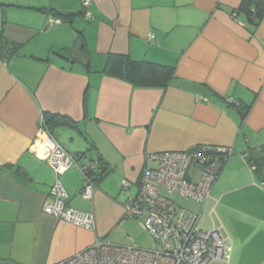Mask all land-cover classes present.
<instances>
[{
	"label": "crops",
	"instance_id": "0c3cea01",
	"mask_svg": "<svg viewBox=\"0 0 264 264\" xmlns=\"http://www.w3.org/2000/svg\"><path fill=\"white\" fill-rule=\"evenodd\" d=\"M243 1L93 0L86 19L81 0H0V264H54L109 237L145 156L197 145L232 148L211 195L234 193L235 259L248 250L250 264H264V168L248 162L264 149V12L253 24ZM48 12L61 23L49 25ZM112 53L172 65L174 76L133 86L100 73ZM46 112L73 124L47 127ZM44 131L76 160L95 158L94 172L106 167L91 199L76 164L58 175L66 204L92 212L94 229L43 211L57 178Z\"/></svg>",
	"mask_w": 264,
	"mask_h": 264
},
{
	"label": "built area",
	"instance_id": "2783aa9c",
	"mask_svg": "<svg viewBox=\"0 0 264 264\" xmlns=\"http://www.w3.org/2000/svg\"><path fill=\"white\" fill-rule=\"evenodd\" d=\"M93 0H81L86 19L93 15L89 5ZM235 15V13H233ZM49 25L60 24L61 18L46 14ZM149 32L147 38L153 39ZM44 146L43 156L57 174L50 193L52 201L44 202L43 211L78 226L94 229L92 212L74 209L66 204L67 194L58 177L73 164L84 178L80 195L91 199L96 159L76 158L68 153L47 131L39 138ZM232 154L229 146L197 145L184 150L149 153L141 173L137 191L125 203L124 217L140 218L145 230L154 238V248L114 242L110 237L96 238L89 246L54 264H211L228 262L231 239L222 223L205 229L201 212L211 196L224 162ZM131 183L121 180L128 192ZM174 196L194 201L199 212L181 207Z\"/></svg>",
	"mask_w": 264,
	"mask_h": 264
},
{
	"label": "trees",
	"instance_id": "16d2710c",
	"mask_svg": "<svg viewBox=\"0 0 264 264\" xmlns=\"http://www.w3.org/2000/svg\"><path fill=\"white\" fill-rule=\"evenodd\" d=\"M0 6H3L0 4ZM241 10L247 15L249 20L256 24L260 20L264 12V0H244L240 6ZM53 15H61L56 12H51ZM70 14L65 15V17ZM60 17V16H58ZM79 49H85V42L81 33L77 36ZM63 52L66 50H62ZM58 53V52H56ZM85 66L90 70V61L87 51ZM100 73L119 78L130 83L136 87H165L169 85L175 73V67L172 65L156 63L148 60H134L128 55L124 54H109L105 64ZM249 106L242 107V113L245 115ZM44 123L48 127L50 125L68 124L72 125L73 122L66 116L45 113ZM95 159V158H93ZM248 162L254 166V171L257 175L262 173L264 168V149L262 152H257L254 156L248 159ZM101 171L93 172L94 179H99L105 174L106 167L101 163Z\"/></svg>",
	"mask_w": 264,
	"mask_h": 264
},
{
	"label": "rangeland",
	"instance_id": "374dc122",
	"mask_svg": "<svg viewBox=\"0 0 264 264\" xmlns=\"http://www.w3.org/2000/svg\"><path fill=\"white\" fill-rule=\"evenodd\" d=\"M174 200L181 207L193 212L197 213L201 209V206L198 203L183 197L174 196ZM234 212V193L232 190L228 189L223 196H220V194H212L205 202L201 212L202 225L205 229H209L213 226V221L215 224L222 223L233 246L237 242L235 233L237 229L236 226L239 223V218L235 216ZM246 235L248 236V234ZM108 236L112 241L118 243L145 248H154L156 246L154 238L145 230L143 222L140 218L134 220L128 218L120 219L117 224L111 226ZM248 239L249 237H246L243 240L245 244H248ZM248 253V250L243 252L242 258H244V255L245 258L244 261L243 259L240 261L238 258L235 259L233 250H231L229 257L227 255L228 262H213L211 264H250L249 258L251 256ZM250 254H252V252Z\"/></svg>",
	"mask_w": 264,
	"mask_h": 264
}]
</instances>
